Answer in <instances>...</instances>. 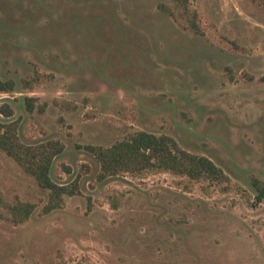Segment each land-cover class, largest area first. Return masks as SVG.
I'll use <instances>...</instances> for the list:
<instances>
[{
	"label": "rangeland",
	"instance_id": "obj_1",
	"mask_svg": "<svg viewBox=\"0 0 264 264\" xmlns=\"http://www.w3.org/2000/svg\"><path fill=\"white\" fill-rule=\"evenodd\" d=\"M172 4L0 0V75L16 82L0 105L24 143L63 144L51 176L80 190L45 213L49 191L0 149L4 197L36 204L21 223L0 209V264H264V0H189L201 33L161 8ZM142 130L229 180L101 177L86 146Z\"/></svg>",
	"mask_w": 264,
	"mask_h": 264
},
{
	"label": "trees",
	"instance_id": "obj_2",
	"mask_svg": "<svg viewBox=\"0 0 264 264\" xmlns=\"http://www.w3.org/2000/svg\"><path fill=\"white\" fill-rule=\"evenodd\" d=\"M165 12L175 18H182L195 33H201L197 23L198 13L189 6V0H173L172 5H162ZM25 88L33 89L32 83ZM16 82L0 75V93H13ZM27 107L34 110L32 97H26ZM59 105V102H56ZM0 149L11 156L39 186L49 191V199L43 208L45 213L63 207L66 195L79 193L78 181L55 182L51 176L54 159L63 151L60 141H47L39 144L24 143L18 133V121L10 120L14 110L8 102L0 105ZM86 149L101 163V177L118 174L122 171L136 172L147 168H159L184 174L193 179L208 178L212 182H226L228 175L207 156L191 153L179 146L168 135H156L147 131H137L111 146L87 145ZM257 198H264V183L255 179ZM0 209L10 213V219L21 223L30 218L36 204L17 198L10 202L0 190Z\"/></svg>",
	"mask_w": 264,
	"mask_h": 264
}]
</instances>
